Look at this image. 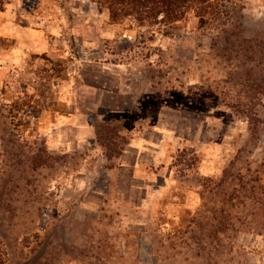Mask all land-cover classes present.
<instances>
[{
	"label": "rangeland",
	"instance_id": "obj_1",
	"mask_svg": "<svg viewBox=\"0 0 264 264\" xmlns=\"http://www.w3.org/2000/svg\"><path fill=\"white\" fill-rule=\"evenodd\" d=\"M98 1L0 0L6 264H264V234L208 235L232 162L264 160V93L252 138L229 75L246 62L264 81V0H215L224 25L178 29L113 24ZM231 33L259 39L258 68L217 57Z\"/></svg>",
	"mask_w": 264,
	"mask_h": 264
},
{
	"label": "trees",
	"instance_id": "obj_2",
	"mask_svg": "<svg viewBox=\"0 0 264 264\" xmlns=\"http://www.w3.org/2000/svg\"><path fill=\"white\" fill-rule=\"evenodd\" d=\"M98 4L109 10L110 20L113 24L132 19L143 27L168 26L178 29L181 27L178 23L182 24L190 18H195L200 21L201 28L224 25L222 16L217 10L219 3L215 0H99ZM220 41L223 45L219 48V53L217 52L219 59L225 58L229 62L232 55L227 51H232L238 62L241 61L240 56L242 55L247 57L250 63H255V68L260 66V57L256 55L257 49L261 46L258 38L255 39L254 45L249 46V50H246V41L239 33L225 35L220 38ZM212 42L215 43L212 44L211 50L217 43L215 40ZM258 57L259 60L256 62ZM246 64V62L235 65L230 63L235 71L229 73L230 77L234 74L237 76L230 78V82L232 79L234 87H241L239 92V89L235 88L238 93L231 101L235 103L232 107L237 113L248 118L249 122L253 124L251 128L253 138L259 127L257 122H260L257 107L260 105V96L264 93V81L258 80L257 76H253L252 70L249 69L242 76L240 68ZM250 81L255 82L249 86ZM245 87L250 89L249 94L242 91ZM222 92L225 93L223 94L225 98L231 91L222 90ZM235 164L232 162V167L227 172L225 171L226 174L232 176V179L227 183V186L221 184L225 191V205L227 204L229 210L227 209L225 212V209L221 208L215 211L214 224L211 225L208 232V235L214 236V239H217L218 234L224 231L236 232V223L244 225L246 229H249V232L264 234V160L255 168L250 163L240 164L238 169L232 173ZM196 239L197 234L193 232L192 241ZM201 239L203 238L201 237ZM202 242L203 240H201ZM218 244H221V240L218 241ZM101 247L103 244L101 246L100 242L98 249ZM220 251L218 250V252ZM96 258L102 259L99 255ZM0 264H6L2 252H0Z\"/></svg>",
	"mask_w": 264,
	"mask_h": 264
}]
</instances>
